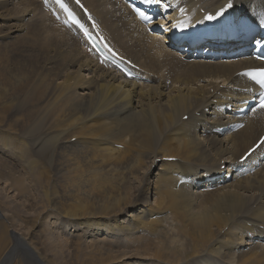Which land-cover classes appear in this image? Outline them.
Wrapping results in <instances>:
<instances>
[{
  "label": "bare ground",
  "instance_id": "6f19581e",
  "mask_svg": "<svg viewBox=\"0 0 264 264\" xmlns=\"http://www.w3.org/2000/svg\"><path fill=\"white\" fill-rule=\"evenodd\" d=\"M81 1L118 51L139 67L143 79L122 80L102 65L91 70L95 59L81 50L90 53L86 40L48 17L58 35L87 61L84 67L95 79L89 83L92 74L76 68L54 85L27 89L24 100L36 93L26 112L31 132L14 137L10 128L0 129L6 145L11 139L20 145L26 165H47L54 172L41 173L47 208L68 227L113 230L127 239L140 228L158 237L167 228L190 230L193 240L198 239L192 253L214 256L200 264H264V163L248 176L228 169L230 178L221 184L205 180L220 174L222 163L224 168L233 164L264 132V116L246 120L234 133L211 132L228 122L229 113L215 112L216 107L250 97L244 92L249 85L237 72L259 64L249 58L190 61L168 48L167 36L180 43L191 34L187 26L194 24V14L178 19L186 26L173 36L166 32L161 37L147 33L123 10L121 0ZM226 1L200 0L199 8L215 10ZM233 2L237 8L232 11L248 21L256 22L258 9L264 11V0ZM187 3L195 6L193 0ZM169 157L175 160L165 161ZM187 177L188 185L176 187ZM208 185L215 191L212 202L197 206L198 197L208 194L200 190ZM38 225L34 220L33 234ZM20 253L30 263L44 264L20 233L1 228L0 264H13Z\"/></svg>",
  "mask_w": 264,
  "mask_h": 264
},
{
  "label": "rangeland",
  "instance_id": "374dc122",
  "mask_svg": "<svg viewBox=\"0 0 264 264\" xmlns=\"http://www.w3.org/2000/svg\"><path fill=\"white\" fill-rule=\"evenodd\" d=\"M0 1V129L10 128L13 136L19 137L31 132L26 112L36 93L24 100L27 89L47 88L76 68L83 74H92L87 79L90 83V79H95L91 70L99 64L95 61V67L85 69L87 61L53 29L51 19L40 11L38 0ZM236 8L233 5L232 10ZM81 50L89 54L86 49ZM44 170L54 175L47 165H26L20 157V145L14 139L6 145L0 136V229L20 233L44 264H200L214 258L211 253H192L198 239L193 240L195 234L190 230L167 228L158 237L140 228L137 235L127 239V234L110 229L99 233L80 226L68 227V222L47 208L50 204L41 178ZM155 170L153 167L152 172ZM202 192L208 194L198 197L197 206L212 202L215 191ZM36 219L40 225L33 234L32 223ZM106 252L111 253L112 261ZM19 255L13 264H37L30 263L24 254Z\"/></svg>",
  "mask_w": 264,
  "mask_h": 264
},
{
  "label": "snow or ice",
  "instance_id": "6c2138e0",
  "mask_svg": "<svg viewBox=\"0 0 264 264\" xmlns=\"http://www.w3.org/2000/svg\"><path fill=\"white\" fill-rule=\"evenodd\" d=\"M55 2L62 9L67 11L66 5L63 3V0H55ZM77 2H79V0H77ZM142 2L145 4H153V3L159 4L161 2V0H142ZM232 7H233L232 0H229V2L223 8H221L215 15L206 16L205 19L206 20H215L217 17L223 15L226 10H228ZM181 11L183 12L184 10L181 9ZM141 16L145 20L149 19V17L143 15V13H141ZM179 26L185 27L186 25H179ZM260 26L264 27V18H261ZM246 75L250 76L257 84L260 85L261 88H264V68L249 71L248 73H246ZM258 106L260 108H264V92H261V94H260Z\"/></svg>",
  "mask_w": 264,
  "mask_h": 264
}]
</instances>
